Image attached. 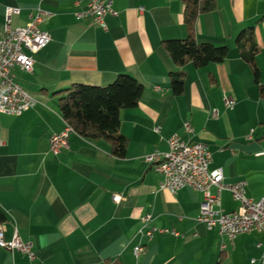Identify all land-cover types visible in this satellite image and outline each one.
Returning a JSON list of instances; mask_svg holds the SVG:
<instances>
[{"label":"crops","instance_id":"crops-1","mask_svg":"<svg viewBox=\"0 0 264 264\" xmlns=\"http://www.w3.org/2000/svg\"><path fill=\"white\" fill-rule=\"evenodd\" d=\"M111 1L114 15L104 18L102 30L90 19L77 20L88 0H0V39L5 9L18 10L10 16L11 29L25 26L40 10V29L50 37L33 56L31 73L12 71L14 82L33 97V107L18 117L0 114L1 228L5 240L15 231L34 255L30 261L0 249V264H258L264 260L262 234L239 235L220 252L224 240L216 229L207 231L195 221L201 194L159 191L160 176L144 158L165 152V141L176 134L206 146L208 169L221 170L223 185L244 183V195L253 201L264 195V0H214L215 10L197 17L195 41L228 49L222 63L204 69L177 67L162 48L163 42L187 37L179 0ZM249 29L258 48L256 78L235 45ZM175 73L184 80L179 96L170 90ZM119 75L143 88L138 105L119 114L124 156L117 159L106 142L73 133L67 150L49 154L48 139L63 128L64 91L104 87ZM225 100L233 103L230 109ZM116 195L118 204L111 201ZM218 196L216 211H237L229 192ZM145 216L149 228L180 236L141 239L137 232ZM139 244L144 252L134 257Z\"/></svg>","mask_w":264,"mask_h":264},{"label":"built area","instance_id":"built-area-1","mask_svg":"<svg viewBox=\"0 0 264 264\" xmlns=\"http://www.w3.org/2000/svg\"><path fill=\"white\" fill-rule=\"evenodd\" d=\"M111 4V0H88L84 11L76 15L77 20L90 19L104 30V18L114 15ZM12 14H18V10L5 9L4 37L0 39V114L18 117L33 107L34 99L14 82L12 71L18 69L22 73H31L33 56L49 44L50 37L40 29L45 16L40 10L37 9L36 13L29 17L25 26L15 29L9 27ZM224 102L227 109L233 105L230 101ZM212 116H216L215 111H212ZM183 130L189 133L187 124L183 125ZM67 140L68 134L63 128L60 133L52 135L47 143L49 154L57 156L67 150ZM165 144V152L155 151L144 158V162L152 166L160 176L158 190L167 191L171 195L182 189L200 193L202 201L195 221L207 231L216 229L217 235L224 240L219 246L220 252H225L227 246L232 247L234 239L239 235L256 232L264 236V195L253 201L245 197L244 183L223 185L221 170L208 169L211 155L203 144L184 142L176 134L170 136ZM212 188L216 189V195L211 194ZM222 191L229 192L233 201L238 204L236 212L224 213L214 209L219 203L218 195ZM111 201L118 204L120 196H112ZM149 221V216L142 218L143 226L137 232L141 239L149 242L155 235L160 234L180 236L175 231L149 228ZM0 249L19 252L30 261L34 258L30 243L22 242L15 231L9 240H5L1 227ZM144 249V245L139 244L132 250L133 256H140ZM256 262L251 259L249 263ZM258 264H264V260H260Z\"/></svg>","mask_w":264,"mask_h":264},{"label":"trees","instance_id":"trees-1","mask_svg":"<svg viewBox=\"0 0 264 264\" xmlns=\"http://www.w3.org/2000/svg\"><path fill=\"white\" fill-rule=\"evenodd\" d=\"M183 6V23L187 30L184 40L162 43V48L177 67L191 63L197 69L222 63L228 54L225 46L197 43L194 39V23L198 16L215 10L214 0H179ZM241 32L235 45L239 57L251 66L253 76L257 70L252 66L258 48L251 29ZM170 90L179 96L183 90V75L170 74ZM59 99V114L62 122L72 133L88 142L102 140L110 147L113 157L124 156L126 140L119 134V114L123 110L134 109L142 98L143 88L131 77L119 75L104 87L74 85L64 91ZM264 91H262V94ZM5 218L0 211V227Z\"/></svg>","mask_w":264,"mask_h":264},{"label":"bare ground","instance_id":"bare-ground-1","mask_svg":"<svg viewBox=\"0 0 264 264\" xmlns=\"http://www.w3.org/2000/svg\"><path fill=\"white\" fill-rule=\"evenodd\" d=\"M63 129L65 130V133L68 134V136H69V134L72 133V130L64 123H63Z\"/></svg>","mask_w":264,"mask_h":264}]
</instances>
